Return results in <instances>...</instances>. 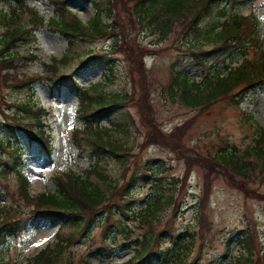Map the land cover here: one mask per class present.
Here are the masks:
<instances>
[{"label":"rangeland","instance_id":"1","mask_svg":"<svg viewBox=\"0 0 264 264\" xmlns=\"http://www.w3.org/2000/svg\"><path fill=\"white\" fill-rule=\"evenodd\" d=\"M26 2L35 7L46 21L57 15L60 17L65 12L64 9L84 23L94 15L92 4L88 0ZM8 3L0 2V9L6 10ZM129 6L130 3L126 4L123 0L120 3L123 11L117 12L121 26L118 31L122 44L120 52H111V37L79 40L76 43L74 50L81 52L83 57H86L87 50L90 49L93 50L94 56L103 55L88 65L81 63L80 58H74L61 65L57 74L46 71L45 65L60 59L66 53L68 45L59 31L47 25L37 31V45L29 42L20 48L21 56L16 61V71L26 78L34 77L36 82L31 89L0 84V137L9 139L23 155V159H18L17 169H11L8 164L13 165L14 159L8 157L7 150L1 151L0 170L2 167L7 168L9 174L5 178L0 176V205H20L28 210L21 195L16 170H21L27 178L30 194L37 195L56 189V174L70 170L82 173L83 169L89 167V159L81 158L73 139V133L84 126L77 116L78 98L74 90L78 86L77 83L89 86L104 80L108 66L113 63L114 76L112 75L111 81L106 84V89L111 92H128L131 96V103L112 109L101 119L103 126H110L114 121L130 123V134L124 137L126 145L130 148L129 161L123 165L112 157L107 166L109 173L118 180L120 189L123 191L125 186H129L134 206L145 207V203L155 192L156 181L152 179L153 172L164 169L158 178H162L161 181L164 182L166 196L172 189L178 202L164 206L159 215L160 221L155 226L156 229L168 228L174 235L187 231L195 234L189 261L198 256L196 261L199 264H205L211 259L216 262L225 260L224 264H227V258L232 259L240 252L237 241L239 232L249 228L254 233L253 259L259 260L257 264H264V197L255 194L246 196L237 186L239 179L227 175L221 168L212 167V170H208L209 167L205 164L210 161L207 159L204 164L199 161L203 154L213 153L215 146L225 142L237 145L240 150L254 143V124L264 127V81L245 92L244 100L239 104V100L233 97L222 98L207 108L192 107L181 103L179 99L173 100L169 89L175 72L185 71L196 81H200L202 74L208 70V65L217 64L220 58H205L202 55L207 61V66L203 67L200 61L192 56L186 42L181 41L178 29L165 39H160L158 34L152 35L150 31H142L133 21L130 12H126L129 11ZM231 7L244 15L253 10L256 12L260 19L259 37L264 41V0L233 3ZM210 20L211 18L204 20L203 25ZM129 47L136 62L142 57L144 78L143 74L135 71L132 60L125 54ZM213 47L214 43L211 42L202 46L205 52ZM31 49L36 54L33 59L27 56ZM253 56L252 51L248 53V57ZM226 58L228 57H221L224 61ZM242 60L243 57L236 56L233 66ZM61 76L65 77L64 80L57 83ZM144 83L147 88V100L152 105L151 120L156 122L153 128L142 106L144 100L141 88ZM32 97L44 109L45 116L41 126L47 136L46 145L30 138L26 131H12L6 125L7 119L1 114L4 111L9 119L12 118L17 109L13 108V104L17 106L18 102H25ZM249 117H252L254 122H251ZM188 122V131L180 138L177 149L161 143L160 133L171 134L178 131L180 125ZM154 128L158 130V136L149 139V132L154 133ZM31 133L37 136L36 131ZM190 149L200 151L199 154H196V151L193 153L197 159L190 157L189 160L188 157H183ZM87 152L88 150L83 154ZM147 176L150 177L146 179ZM205 177L209 178L211 184L209 191H206ZM132 178L134 180L131 184ZM248 187H253L259 194L264 195V184L260 179L249 182ZM124 197L125 195L112 197L110 203L120 206L127 200ZM117 208L122 212L120 207ZM120 215L122 216L121 213ZM59 226V222L53 223L48 219L38 218L30 221L25 231L0 244V264H27L29 259L56 239ZM101 230L96 224L89 232L81 231L59 264H66L70 259L69 254L73 255V264H80L81 259L87 255L92 264H128L132 256L131 251L117 250L110 258L91 253L101 242ZM65 234H69L67 229L64 230ZM169 241L167 238L165 247L170 244ZM228 243L231 248L227 251Z\"/></svg>","mask_w":264,"mask_h":264},{"label":"trees","instance_id":"2","mask_svg":"<svg viewBox=\"0 0 264 264\" xmlns=\"http://www.w3.org/2000/svg\"><path fill=\"white\" fill-rule=\"evenodd\" d=\"M2 1L9 3L6 10L0 9V84L12 88L33 87L35 78L19 75L16 71V61L21 56L19 50L23 44H38L37 31L45 25L59 31L68 44L66 53L60 59L45 65V70L52 74H57L61 65L74 58H80L81 63L88 65L94 59L103 57L102 54L94 56L92 49L87 50L86 57H83L81 52L74 50L79 40L111 37V52L122 50L118 35L121 26L117 12L123 11L120 7L123 0H88L92 4L94 15L87 23L76 15H71L67 9H64L65 12L60 17L57 15L46 21L26 0H0ZM124 1L126 4L130 3L129 11L126 12H130L133 21L142 31H150L152 35L158 34L160 39H165L178 29L181 41L186 42L192 56L199 60L203 67L207 66L206 57L220 58L217 64L208 65V70L202 74L200 81H196L185 71L175 72L169 89L173 100L179 99L181 103L192 107L207 108L222 98L233 97L239 100V104L244 100L245 92L264 81V41L259 37L260 19L254 10L244 15L231 7L233 3H253L254 0ZM210 18L211 20L203 25V21ZM210 42L214 43V47L205 52L202 46ZM251 51L254 56L248 57ZM125 54L132 60L135 71L143 74L144 78L142 57L136 62L131 56L130 47L125 50ZM202 55L205 58H202ZM238 55L243 57V60L233 66V61ZM27 56L33 59L36 54L31 49ZM222 56L228 58L224 61ZM113 65L112 63L108 66L104 80L89 86L77 83L78 86L74 90L78 98L77 116L84 126L73 133V139L81 158L89 159V167L83 169L82 173L70 170L56 174V189L37 195L30 194L27 178L21 170H16L21 195L28 210L20 205H0V244L5 243L11 236L21 234L32 220L42 218L60 223L56 239L29 259L27 264L61 263L65 253L74 245L77 235L81 231L89 232L96 224L102 229L101 242L91 252L96 255L110 258L117 250H126L132 252L128 264H199L196 261L198 256L189 261L196 239L193 232L174 235L168 228L156 229L155 224L159 223V215L164 206L178 202L172 189L166 196L164 182L161 181L162 178H158L164 169L153 172L152 179L156 181L155 192L142 208L134 206L129 186H125L122 191L118 180L108 171L107 166L112 157L123 165L130 157V148L124 140V137L130 134V123L114 121L110 126L101 125V119L112 109L131 103L128 92H111L106 89V84L111 81V76H114ZM64 78L61 76V80L56 82L60 83ZM141 89L144 100L142 106L152 127L156 122L151 120L152 105L147 100L145 83ZM14 107L17 109L10 119L6 112H1L7 119V127L12 131H26L30 138L46 145L47 136L41 126L45 116L42 106L32 97L25 102H18L17 106L13 104ZM249 120L254 122L252 117H249ZM189 125L190 122L182 124L177 128L178 131L171 134L160 133L161 143L175 149L180 143V138L188 131ZM254 125V143L248 148L240 150L237 145L225 142L215 146L213 153L203 154L199 161L204 164L207 159L210 161L205 164L209 167L208 170H212V167L221 168L227 175L239 179L237 186L246 196L255 194L263 198L264 195L259 194L255 188L248 187V183L255 179H260L264 184V127L256 123ZM154 129V133L149 132V139L158 136V130ZM32 131H36L37 136H34ZM2 150H7L8 157L15 161L13 165L11 162H5L11 163L8 167L17 169L18 159H23L19 148L12 145L9 139L0 137V155ZM87 150L88 152L83 154ZM188 151L183 157H188L189 160L190 157L197 159L193 153H200L197 149ZM8 174L9 169L2 167L0 176L5 178ZM133 180L134 178L131 179V184ZM205 186L206 191L211 189L208 177H205ZM117 195H125L127 200L124 199V204L119 206L110 203L112 197ZM117 207H120L122 212L117 210ZM66 229L69 231L68 235H64ZM139 229L142 230L138 231ZM167 238L170 239V244L165 247ZM237 241L240 252L232 259H226L225 256L227 264H257L259 260L253 259L255 241L252 229L240 231ZM227 246L228 251L231 248L230 243ZM69 256L66 264H73V255ZM88 257L89 255L84 256L80 264H92ZM224 262L225 260L216 262L211 259L205 264Z\"/></svg>","mask_w":264,"mask_h":264}]
</instances>
